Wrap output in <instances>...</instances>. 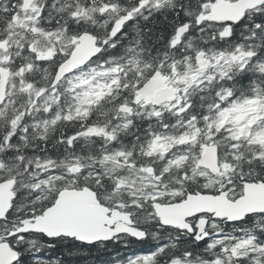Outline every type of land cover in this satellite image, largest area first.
<instances>
[{
    "label": "snow or ice",
    "instance_id": "1",
    "mask_svg": "<svg viewBox=\"0 0 264 264\" xmlns=\"http://www.w3.org/2000/svg\"><path fill=\"white\" fill-rule=\"evenodd\" d=\"M0 264H264V0H0Z\"/></svg>",
    "mask_w": 264,
    "mask_h": 264
}]
</instances>
